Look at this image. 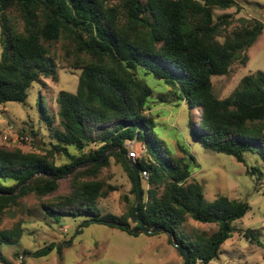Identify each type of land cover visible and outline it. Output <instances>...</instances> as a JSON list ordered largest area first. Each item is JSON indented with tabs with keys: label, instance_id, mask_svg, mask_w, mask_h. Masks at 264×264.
Masks as SVG:
<instances>
[{
	"label": "trees",
	"instance_id": "16d2710c",
	"mask_svg": "<svg viewBox=\"0 0 264 264\" xmlns=\"http://www.w3.org/2000/svg\"><path fill=\"white\" fill-rule=\"evenodd\" d=\"M233 5L235 0H120L115 5L105 0H0L1 42L6 48L0 62V104L25 103L34 83L55 73L51 49L61 40L72 47L74 67L81 70L77 91L62 90L56 98L62 130L53 127L49 111L44 115L56 138L49 156L0 144V214L12 202L34 194L47 217H88L77 234L99 223L137 235L134 229L140 223L129 226L137 184L126 146L127 140L137 139L148 151L135 161L141 183L149 185L142 184L140 217L149 228H163L170 242L187 247L190 264L218 258L235 230L233 223L250 205L225 195L205 201L203 185L191 179L196 156L185 145L180 146L183 155L176 156L145 113L152 90L137 69L177 86L179 97L199 108L200 120L189 122L191 140L240 162L247 163V155L264 162V73L243 77L225 99L216 96L212 82L214 76L228 74L264 30L256 19L243 20L229 31L226 16L216 18L214 9ZM11 10L23 21L22 30ZM91 143L100 146L86 150ZM57 154L70 161H60ZM111 157L123 165L135 194L133 201L127 197L128 210L122 215H102L98 205L100 197L117 189L97 179ZM67 177L68 190L45 200ZM188 217L218 229L211 235H184L181 227ZM21 236V227L0 230V246L15 244ZM54 249L62 252L61 245L51 243L29 254L44 257Z\"/></svg>",
	"mask_w": 264,
	"mask_h": 264
},
{
	"label": "rangeland",
	"instance_id": "374dc122",
	"mask_svg": "<svg viewBox=\"0 0 264 264\" xmlns=\"http://www.w3.org/2000/svg\"><path fill=\"white\" fill-rule=\"evenodd\" d=\"M105 1L110 5L120 3V0ZM235 2L236 5L229 8L214 9L216 18L226 16L224 24L229 26V31L241 26L243 20L247 23L257 19L264 25V0ZM10 15L22 30L24 24L17 13L11 10ZM1 37L0 25V62L6 51ZM51 50L56 62L55 73L34 83L25 103L0 104V144L48 156V151L53 150L52 144L56 138L52 129L62 130L57 116L59 107L56 98L62 90L71 93L77 91L81 70L74 67L75 55L67 42L61 40ZM243 56L247 57L246 62L242 60ZM137 70L138 77L152 90L145 113L154 119L158 137L165 141L176 156L183 155L180 146L184 145L196 156L191 179L203 185L205 201L212 203L219 195H225L230 199L247 201L250 205L246 215L233 223L235 230L222 244L219 257L206 264H264V162L257 155H247V163L240 162L234 156L205 149L191 140L189 122L200 120L199 108L190 107L186 100H182L177 94V86L164 79H155L142 67ZM258 72L264 73V30L255 43L232 64L228 74L212 78L216 96L225 99L234 92L243 77ZM48 111L55 120L52 129L44 119ZM5 135L8 139L4 138ZM24 135H28L29 139H21ZM98 146L100 144L91 143L86 150ZM126 146L128 151L137 153L138 157L131 159L133 162L148 153L146 144L137 139L127 140ZM56 158L70 161L64 154H57ZM254 167L258 170H254ZM97 179L117 188L99 198L101 214H124L129 205L127 197L133 201L135 194L132 193L133 184L123 165L111 157L110 163L102 168ZM68 186L67 177L60 181L57 192L44 199L48 201L65 193ZM143 186L147 188L149 185L144 182ZM87 218L47 217L41 207V200L34 194L12 202L0 214V230L21 227L22 236L15 244L0 246V264H20V258L25 264H183V259L166 232H139L134 235L106 224L91 223L77 234ZM129 226L135 228L137 221L130 218ZM217 229L214 223H201L191 217L181 227L184 235L191 236L202 231L211 235ZM51 243L61 245L62 252L54 249L44 257L29 254ZM196 264L203 262L197 261Z\"/></svg>",
	"mask_w": 264,
	"mask_h": 264
},
{
	"label": "water",
	"instance_id": "95a60500",
	"mask_svg": "<svg viewBox=\"0 0 264 264\" xmlns=\"http://www.w3.org/2000/svg\"><path fill=\"white\" fill-rule=\"evenodd\" d=\"M103 157H104V155L102 156V158ZM129 163L131 164L132 168L135 171V179H136V184H137V200H136V204L133 207V211H132L133 219L140 223V227L134 229V232L135 233H139V232H147V233L161 232L164 230L163 228H161V227L149 228L146 225V223L144 222V220L139 215V205L143 200L141 175L139 173L138 167L136 166L135 162H133L131 159H129ZM174 245L176 246L179 255L183 259V264H190L191 263V254H190L189 249L181 243H175L174 242Z\"/></svg>",
	"mask_w": 264,
	"mask_h": 264
},
{
	"label": "built area",
	"instance_id": "2783aa9c",
	"mask_svg": "<svg viewBox=\"0 0 264 264\" xmlns=\"http://www.w3.org/2000/svg\"><path fill=\"white\" fill-rule=\"evenodd\" d=\"M4 138H5V139H8V136L5 135ZM21 139H23V140H27V139H29V136H28V135H24V136L21 137ZM128 154H129V157H130L131 159L134 158V157H138V156H137V153H136L135 151H128ZM143 177H144L145 180L148 179V174H147L146 171L143 172ZM21 259H22V258H20V260H19L20 264H21V262H22Z\"/></svg>",
	"mask_w": 264,
	"mask_h": 264
},
{
	"label": "clouds",
	"instance_id": "9594fccd",
	"mask_svg": "<svg viewBox=\"0 0 264 264\" xmlns=\"http://www.w3.org/2000/svg\"><path fill=\"white\" fill-rule=\"evenodd\" d=\"M130 158V157H129ZM131 159V158H130Z\"/></svg>",
	"mask_w": 264,
	"mask_h": 264
}]
</instances>
